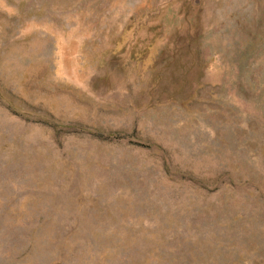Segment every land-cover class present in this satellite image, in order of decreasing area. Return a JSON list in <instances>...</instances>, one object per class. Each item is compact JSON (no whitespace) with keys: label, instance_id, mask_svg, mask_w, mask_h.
I'll return each mask as SVG.
<instances>
[{"label":"rangeland","instance_id":"374dc122","mask_svg":"<svg viewBox=\"0 0 264 264\" xmlns=\"http://www.w3.org/2000/svg\"><path fill=\"white\" fill-rule=\"evenodd\" d=\"M0 264H264V0H0Z\"/></svg>","mask_w":264,"mask_h":264}]
</instances>
